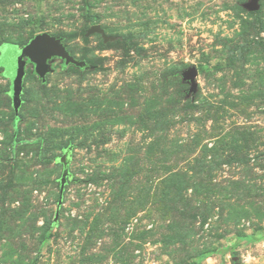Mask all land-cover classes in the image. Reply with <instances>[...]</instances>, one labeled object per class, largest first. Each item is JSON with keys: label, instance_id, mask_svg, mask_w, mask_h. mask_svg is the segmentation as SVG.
<instances>
[{"label": "rangeland", "instance_id": "374dc122", "mask_svg": "<svg viewBox=\"0 0 264 264\" xmlns=\"http://www.w3.org/2000/svg\"><path fill=\"white\" fill-rule=\"evenodd\" d=\"M248 2L0 0V264H264ZM43 33L90 68L55 60L42 82L27 64L16 115L13 64Z\"/></svg>", "mask_w": 264, "mask_h": 264}, {"label": "water", "instance_id": "95a60500", "mask_svg": "<svg viewBox=\"0 0 264 264\" xmlns=\"http://www.w3.org/2000/svg\"><path fill=\"white\" fill-rule=\"evenodd\" d=\"M259 2L260 0H250L245 7L250 12H257L260 8ZM90 32L102 33V30L95 26ZM56 59L62 60L66 66L73 65L80 69L90 68L86 61L78 60L71 55L60 38L52 36L48 33L37 35L26 45L20 56L16 59L10 74V96L16 115L22 105L23 83L26 75L27 64H31L34 67L36 75L42 82H46V77L52 72V63ZM198 75L199 72L196 67L187 69L181 75L183 82L190 86L188 96H194L198 92ZM61 162L64 167L67 168V155H64L61 158ZM67 175L68 172L65 171L64 177Z\"/></svg>", "mask_w": 264, "mask_h": 264}, {"label": "trees", "instance_id": "16d2710c", "mask_svg": "<svg viewBox=\"0 0 264 264\" xmlns=\"http://www.w3.org/2000/svg\"><path fill=\"white\" fill-rule=\"evenodd\" d=\"M30 41H31V40H30ZM30 41H29V42H30ZM29 42H28V43H29ZM68 51H69V50H68ZM86 63H87L88 65L90 64L89 62H86ZM89 66H90V65H89ZM70 67H72V68H74V69H80V68H77V67H75V66H73V65H70Z\"/></svg>", "mask_w": 264, "mask_h": 264}, {"label": "flooded vegetation", "instance_id": "af4514ba", "mask_svg": "<svg viewBox=\"0 0 264 264\" xmlns=\"http://www.w3.org/2000/svg\"><path fill=\"white\" fill-rule=\"evenodd\" d=\"M56 60H59L61 63H63V64H64V62H63L62 60H60V59H56Z\"/></svg>", "mask_w": 264, "mask_h": 264}]
</instances>
